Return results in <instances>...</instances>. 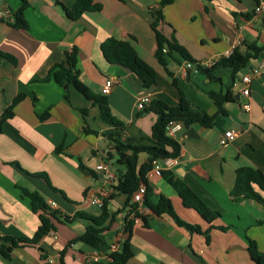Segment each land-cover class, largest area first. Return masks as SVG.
Wrapping results in <instances>:
<instances>
[{
	"label": "crops",
	"instance_id": "1",
	"mask_svg": "<svg viewBox=\"0 0 264 264\" xmlns=\"http://www.w3.org/2000/svg\"><path fill=\"white\" fill-rule=\"evenodd\" d=\"M75 1L28 0L24 10L28 27L15 28L11 23L23 0H0V8L8 7L12 12L10 17L0 18V50L16 58L15 63L0 58V264H61L60 252L65 247L66 264H91L103 258L84 243L69 245L85 232V220L55 221V229L38 244L15 247L10 258L1 252L3 245H10L3 237H32L40 225L39 216L21 187L40 192L48 203L54 201L55 209L62 213L85 211L99 215L101 205L91 200L108 183L96 166L105 161L118 174L125 170L116 157L109 158L108 152L114 150L103 132L119 131L101 120L98 106L72 86L68 102L65 89L52 78L47 79L50 69L74 47L78 50L80 79L94 93L103 94L105 81L113 79L106 96L112 113L126 124L120 131L124 140L149 142L156 114L139 115L143 109L138 108V99L145 92L177 105L181 89L195 106L216 116L212 127L195 122L190 124L191 135L185 127L178 131L174 138L181 144V154L172 158L170 166H163L185 181L220 216L207 222L195 209L183 204L159 171L153 168L148 174L152 200L156 202L164 194L171 198L184 220L205 230L214 226L210 241L205 235L178 225L171 215H156L145 208L143 214L150 219V226L136 218L130 240L134 254L127 264H256L248 252V237L255 239L264 251V206L250 198L235 201L231 191L239 167L264 171V75L251 81L250 95L244 96L239 82L245 69L235 79L223 67L215 68L211 76L204 70L226 51L237 48L246 53L252 44L264 45V14L254 13L256 0H171L162 8L163 32L175 37L204 69L197 65L186 69L185 59L178 54L168 58L166 67L157 59L151 23L153 11L162 0H93L102 5L100 10L86 11L71 19L65 8H71ZM247 14L251 16L245 17ZM108 37L131 41L141 58L157 72V83L145 88L130 69L109 63L101 49ZM262 58L264 50L246 68ZM227 88L235 100L225 104L228 113L222 114L208 91ZM19 94L25 96L15 106L14 115L2 120V114ZM237 94L241 95L239 100L235 98ZM247 103L250 109L244 108ZM82 108L87 109L86 115L81 113ZM47 110L50 115L41 119L39 115ZM86 128L97 133H88ZM227 129H237L239 133L223 146L219 139ZM147 160L146 153L140 154L139 164ZM37 172L47 173L58 190L30 174ZM260 193L264 197V192ZM125 202L126 195L117 194L110 207L115 211L123 208ZM122 221L123 212L111 225L119 241L127 237ZM221 225L230 228H215Z\"/></svg>",
	"mask_w": 264,
	"mask_h": 264
},
{
	"label": "trees",
	"instance_id": "2",
	"mask_svg": "<svg viewBox=\"0 0 264 264\" xmlns=\"http://www.w3.org/2000/svg\"><path fill=\"white\" fill-rule=\"evenodd\" d=\"M170 2L171 0H162L159 8L153 11L154 19L151 26L155 32L157 41V59L166 67L168 58L173 57L174 54H178L185 60L204 69L186 47L181 45L175 37H168L161 29L160 25L164 18L162 8ZM256 2L259 4L260 0H256ZM27 6L28 0H23L15 13L14 22L11 23L13 27H28V23L24 17V10ZM101 8L102 5L95 3L93 0H76L71 8L65 9L71 19H77L86 11H98ZM233 14L236 15L237 13ZM250 16L251 14L245 15L247 18ZM101 49L109 63L130 69L142 80L145 88H151L157 83V72L149 63L141 58L131 41L108 37L102 42ZM263 50L264 45L259 46L257 44L250 45L249 51L246 53H241L235 48L229 56H221L215 63L204 70L211 76L215 68L223 67L229 70L235 79L252 59L259 57ZM0 58L16 62L15 56L2 50H0ZM77 60L78 50L74 47L71 51L66 52L65 59L61 63L56 64L50 69L47 79L52 78L65 89L64 97L68 102H70L69 87L72 86L88 100L92 101L94 105L98 106L101 120L113 127L114 130L119 131V133L114 131L103 132L114 150V153L108 152L109 158L116 157L117 163L124 166L125 170L119 171L115 192L109 197L104 198L99 215H92L85 211H77L73 215L62 213L60 210L52 208L40 192L30 190L27 187H21L23 195L30 200L32 210L38 214L40 225L32 237H3V240L10 242V245L2 246V254L10 258L13 248L38 244L44 236L55 229V221L72 223L77 220H85L87 222L85 232L74 238L69 245L81 242L104 256L101 259L92 261L91 264H127L134 254L131 249L130 240L136 218L143 221L145 226H150V219L138 209L139 203L132 200L133 194L141 182L147 185V192L142 203L145 208H149L156 215L163 213L171 215L178 225L188 229L190 232L203 234L207 241H210V229L214 228V226L205 230L199 224L184 220L178 215L171 198L164 194H161L156 202L152 200L153 188L149 184L148 174L153 169V161L155 159L176 158L181 154V144L167 133V126L170 122L176 120H181L183 123L188 124L198 122L205 127H212L216 116L210 115L195 106L184 92L179 89L180 101L177 105H169L161 99L153 98L143 111L139 113V115L148 112L156 114V120L152 126V133L148 138V143L133 142L130 139L124 140L120 131L125 128L126 124L112 113L106 94L99 95L94 93L89 86L81 81ZM168 73L172 75L171 71H168ZM211 78L213 79L214 77L212 76ZM216 79L221 82L220 78ZM174 83L176 84V81ZM208 95L217 103L219 112L222 114L228 113L225 104L235 100L233 92L229 88L219 91H208ZM24 96V94H19L14 98L2 114V120L14 115L15 106ZM80 111L83 115L87 113V109L85 108L80 109ZM49 115L50 111L47 110L45 113L40 114L39 117L45 119ZM86 131L88 133H97L94 129L86 128ZM57 150H62V146H59ZM142 153L148 155V160L139 164V156ZM78 160L84 166L82 159L78 158ZM30 174L43 178L52 189L58 190L52 186L47 173L37 172ZM160 174L175 189L181 197L183 204L188 208L195 209L207 222H212L216 217L221 215L219 211L211 209L196 191L181 178H178L172 171L162 169L160 170ZM259 190L264 192V171L252 166L239 167L236 171V181L231 191L233 200L240 201L244 198H250L260 202L264 206V197ZM62 194L64 193L62 192ZM117 194L126 195V202L123 208L113 211L110 207V202ZM121 212H126L122 231L127 234V237L123 241H119L120 247L118 250L110 251L116 234L115 231H111V225L116 221L117 214ZM215 228L227 230L230 226L221 225ZM110 239H112L111 243L109 242ZM65 252L66 247L60 252L61 264H66L64 261ZM248 252L256 264H264V251L259 249L257 241L251 237H248Z\"/></svg>",
	"mask_w": 264,
	"mask_h": 264
},
{
	"label": "built area",
	"instance_id": "3",
	"mask_svg": "<svg viewBox=\"0 0 264 264\" xmlns=\"http://www.w3.org/2000/svg\"><path fill=\"white\" fill-rule=\"evenodd\" d=\"M255 13H263L264 14V0L260 1L259 4L256 5L255 7ZM12 15V12L10 8L8 7H3L0 8V18L4 17H10ZM233 50L226 51L223 56H229L232 53ZM220 58V57H219ZM219 58L214 60L212 63L209 64L211 66L215 61H217ZM196 64L185 60L184 66L186 69H190L194 67ZM264 75V58L260 59L257 64L250 66L248 68H245V71L240 77V82L239 84L241 85L240 93L243 94L244 96H249L250 95V84L251 81L258 76ZM113 87V79L108 78L105 81V84L102 88V93L103 94H108L111 91V88ZM153 97L150 92H145L140 95L138 99L137 106L139 109H144L151 101ZM245 109H250V104L247 103L244 105ZM184 128V123L181 120H176L172 121L168 124L167 126V133L168 135L174 137L176 133ZM239 130L237 129H227L222 133L219 142L221 145L226 146L230 142H232L238 135ZM162 161V163H161ZM173 163L172 158H165V159H155L153 161V168L156 169L157 171L160 172L164 168V166H170ZM164 165V166H163ZM97 169L103 171L105 180L108 183L107 186H104L100 188V190L93 196L91 202L94 204H100L102 205L104 198L109 197L111 194L115 192V186L117 184L118 180V173L112 168V166L105 162L102 161L100 162L97 166ZM147 192V185L144 182H141L137 188V190L133 194L132 200L134 202L139 203L138 209L143 213L145 207L143 206V200ZM50 206L52 208L56 207V203L54 201H51ZM126 215V212H123V220ZM124 226V222L122 221V227ZM120 247V242L118 239L115 238V241L112 242L111 245V250H118ZM99 254V253H98ZM100 255V254H99ZM102 256V255H101ZM104 257V256H103Z\"/></svg>",
	"mask_w": 264,
	"mask_h": 264
},
{
	"label": "water",
	"instance_id": "4",
	"mask_svg": "<svg viewBox=\"0 0 264 264\" xmlns=\"http://www.w3.org/2000/svg\"><path fill=\"white\" fill-rule=\"evenodd\" d=\"M235 98L237 99V100H239L240 98H241V95L240 94H237V95H235ZM184 127L187 129V134L188 135H191V133H192V129L190 128V124H188V123H184ZM109 242L111 243L112 242V239H110L109 240Z\"/></svg>",
	"mask_w": 264,
	"mask_h": 264
},
{
	"label": "rangeland",
	"instance_id": "5",
	"mask_svg": "<svg viewBox=\"0 0 264 264\" xmlns=\"http://www.w3.org/2000/svg\"><path fill=\"white\" fill-rule=\"evenodd\" d=\"M119 197V196H118Z\"/></svg>",
	"mask_w": 264,
	"mask_h": 264
}]
</instances>
